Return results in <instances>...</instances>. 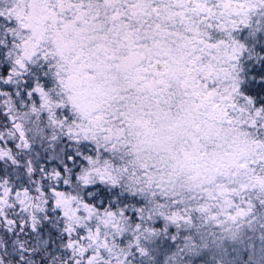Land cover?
<instances>
[{
    "label": "snow or ice",
    "instance_id": "snow-or-ice-1",
    "mask_svg": "<svg viewBox=\"0 0 264 264\" xmlns=\"http://www.w3.org/2000/svg\"><path fill=\"white\" fill-rule=\"evenodd\" d=\"M0 264H264V0H0Z\"/></svg>",
    "mask_w": 264,
    "mask_h": 264
}]
</instances>
